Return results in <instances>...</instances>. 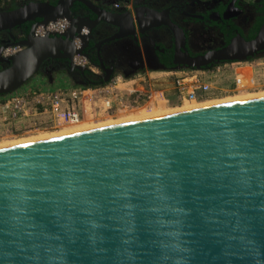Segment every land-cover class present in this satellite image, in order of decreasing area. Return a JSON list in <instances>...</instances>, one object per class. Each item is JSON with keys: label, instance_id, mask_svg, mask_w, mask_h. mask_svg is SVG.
<instances>
[{"label": "water", "instance_id": "1", "mask_svg": "<svg viewBox=\"0 0 264 264\" xmlns=\"http://www.w3.org/2000/svg\"><path fill=\"white\" fill-rule=\"evenodd\" d=\"M76 2L96 11L88 0L0 10V32L38 19L70 22L61 35L37 37L34 26L17 55L0 58V96L51 59L86 75L73 62L76 54L90 60ZM146 10L175 32L176 62L189 68L264 52L263 23L253 39L238 34L193 58L168 11ZM105 12L124 30L120 14ZM134 13L125 14L138 20ZM0 264H264V97L0 146Z\"/></svg>", "mask_w": 264, "mask_h": 264}, {"label": "flooded vegetation", "instance_id": "2", "mask_svg": "<svg viewBox=\"0 0 264 264\" xmlns=\"http://www.w3.org/2000/svg\"><path fill=\"white\" fill-rule=\"evenodd\" d=\"M30 1L41 0H7L0 2V10H13ZM88 1L93 3L96 11L89 9L83 2H76L72 17L87 30L89 45L85 54L96 71H87L85 76L79 73L69 75L58 69L59 60L51 59L45 62L39 73L46 79L49 80L52 73L54 77L62 73L74 84L82 82L84 85H96L104 81L106 70H111L112 79L116 74L129 77L145 70L161 72L171 71L167 70L169 68H189L176 62L175 32L168 25L157 26L160 20L148 13L146 8L168 11L170 19L185 33L186 43L181 49L188 51L193 58L224 48L238 34L246 39L264 17V0H129L130 9L116 5L124 0ZM105 11L120 14L124 30L109 21ZM128 11L134 16L136 11L138 20H131L125 14ZM38 23L40 21L36 20L1 31L0 58H4L3 52L7 46L24 42ZM121 33L125 37L115 38ZM260 56L264 57V52L255 57L257 59ZM217 65V62L210 63L202 69ZM6 67L5 62H0V70ZM51 82L49 80L46 83Z\"/></svg>", "mask_w": 264, "mask_h": 264}, {"label": "built area", "instance_id": "3", "mask_svg": "<svg viewBox=\"0 0 264 264\" xmlns=\"http://www.w3.org/2000/svg\"><path fill=\"white\" fill-rule=\"evenodd\" d=\"M116 5L131 8L129 1ZM69 28L70 22L65 18L46 24L40 22L34 28V35H61ZM86 33L87 30L83 29L81 35L86 36ZM75 42L80 48L81 36ZM22 49L20 44L9 45L4 49V58H11ZM255 60L225 62L206 69L161 71L164 74L162 78H158L160 72L150 79L138 74L125 78V81L111 79L99 85H77L59 73L51 83L38 80L0 96V120L4 125L12 124L7 131L18 136L21 132L57 131L68 125L116 119L160 104L174 107L186 102H206L240 93H254L263 84H258L252 67L250 72H245L243 68H248ZM73 62L94 72V66L82 54L74 55ZM258 65L264 66V61L258 62ZM136 78L146 85L143 90L131 88V81ZM162 79L169 80V83L162 82ZM136 83L134 81L132 85Z\"/></svg>", "mask_w": 264, "mask_h": 264}, {"label": "bare ground", "instance_id": "4", "mask_svg": "<svg viewBox=\"0 0 264 264\" xmlns=\"http://www.w3.org/2000/svg\"><path fill=\"white\" fill-rule=\"evenodd\" d=\"M259 97H264V91L260 92V93H255V94H247V95H238V96H234V97H227V98H223L220 100H212V101H206V102H188V103H185L180 108L179 107H177V108H166L163 104H160L159 106L152 108V109L135 111L128 116H121V117L116 118V119L109 118L108 120L100 121V122L93 121V123H90V124H87V122L79 123V124L74 125L70 129H64V130H60L58 132H51V133H47V134H40L38 136H32V137L29 136L28 138H22V139L13 141V142L12 141L8 142V143L6 141V143H2V144H0V146L19 143V142H25V141H31V140H36V139L48 138V137H53V136H58V135H63V134L71 133V132L78 131L81 129H86V128H93V127L117 124V123H121V122L141 119V118H147V117H152V116H157V115L169 114V113H174V112L181 111V110H186V109H191V108H196V107H201V106H206V105L227 103V102L246 100V99H252V98H259Z\"/></svg>", "mask_w": 264, "mask_h": 264}, {"label": "rangeland", "instance_id": "5", "mask_svg": "<svg viewBox=\"0 0 264 264\" xmlns=\"http://www.w3.org/2000/svg\"><path fill=\"white\" fill-rule=\"evenodd\" d=\"M8 4V3H7ZM264 61V57H259V58H257V60H255L251 65H249V67L248 68H243V70L245 71V72H250V70H251V67H252V69H253V71H254V74H255V76H256V80H257V82H258V84L259 85H262L263 84V86L259 89V90H257V91H255L254 93L253 92H248V93H240V94H237V95H235V96H238V95H247V94H255V93H260V92H263L264 91V66L263 65H258V62H263ZM248 62H250V61H248ZM245 66V65H244ZM243 66V67H244ZM94 71H96L95 69H94ZM146 71H148V70H145L144 72L142 71V72H137V73H135V74H132V75H130L129 77H132V76H136V75H138V74H144ZM161 73V72H160ZM57 76V75H56ZM56 76L54 77V74H53V79L52 80H54L55 78H56ZM164 75H159V77L158 78H162ZM129 77H127V76H123L122 74H116L112 79H119V80H121V81H125V78H129ZM38 80H42V81H45V82H47V81H49L48 79H46L45 78V76H43V74H37L33 79H32V81H31V83H35V82H37ZM31 83H27L25 86H29ZM101 84H105V83H101ZM96 85H99V84H96ZM230 97H234V96H230ZM227 98V97H226ZM176 101V100H175ZM186 103H188V102H186ZM183 106V105H182ZM182 106H174V107H168V106H165L166 108H177V107H182ZM163 107V106H162ZM155 108V107H154ZM161 108V107H160ZM157 109V108H156ZM178 110V109H177ZM90 123H93V121L92 122H87V124H90ZM12 125V124H11ZM11 125H4L2 122H1V120H0V144H2V143H6V141H7V143L8 142H13V141H16V140H19V139H22V138H28L29 136L30 137H32V136H38V135H40V134H47V133H51V132H58V131H60V130H64V129H70V128H72L74 125H68V126H65V127H63V128H61L60 130H57V131H38V132H27V133H20L18 136H16V134H12V133H10L9 131H7V129H8V127H11ZM76 125V124H75ZM17 129H19V127H17ZM14 131H19V130H14ZM20 132V131H19ZM44 132V133H43ZM15 139V140H14Z\"/></svg>", "mask_w": 264, "mask_h": 264}, {"label": "crops", "instance_id": "6", "mask_svg": "<svg viewBox=\"0 0 264 264\" xmlns=\"http://www.w3.org/2000/svg\"><path fill=\"white\" fill-rule=\"evenodd\" d=\"M156 72H160V71H146L144 74H142L143 76H145V78L147 79H150V78H152V77H157V74L158 73H156ZM159 75H164V74H162V73H160ZM158 75V76H159ZM163 81L162 82H164V83H169V80L167 81H165L164 79H162ZM134 81H137V83L135 84V85H132V83L134 82ZM143 81L142 80H139V79H135V80H132L131 81V88H133V90L134 89H138V90H143L144 88H145V84L144 83H142ZM172 102H174L173 100H172V98L170 99ZM175 103V102H174ZM173 103V104H174Z\"/></svg>", "mask_w": 264, "mask_h": 264}, {"label": "trees", "instance_id": "7", "mask_svg": "<svg viewBox=\"0 0 264 264\" xmlns=\"http://www.w3.org/2000/svg\"><path fill=\"white\" fill-rule=\"evenodd\" d=\"M4 1H7V0H0L1 3H4ZM13 1L16 2L17 0H13ZM41 1H49V0H41ZM50 1L56 4L59 0H50ZM38 21H40V19H38ZM263 23H264V17L257 22V24L254 26L253 32L250 33L249 37H247L246 39L247 40L253 39L257 35ZM254 59H256V57L250 58L249 61L254 60ZM173 69L174 68H169L167 70H173Z\"/></svg>", "mask_w": 264, "mask_h": 264}]
</instances>
